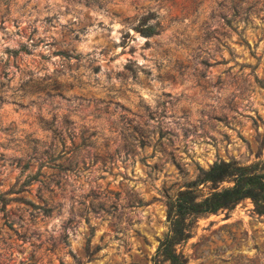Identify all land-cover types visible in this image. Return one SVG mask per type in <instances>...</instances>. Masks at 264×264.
Listing matches in <instances>:
<instances>
[{
  "label": "rangeland",
  "instance_id": "1",
  "mask_svg": "<svg viewBox=\"0 0 264 264\" xmlns=\"http://www.w3.org/2000/svg\"><path fill=\"white\" fill-rule=\"evenodd\" d=\"M218 159L264 170V0H0V264L160 262L166 198ZM176 249L264 264V215Z\"/></svg>",
  "mask_w": 264,
  "mask_h": 264
},
{
  "label": "trees",
  "instance_id": "2",
  "mask_svg": "<svg viewBox=\"0 0 264 264\" xmlns=\"http://www.w3.org/2000/svg\"><path fill=\"white\" fill-rule=\"evenodd\" d=\"M144 30L149 33L152 27L147 26ZM223 180H229L230 184L218 186ZM206 181L213 189L203 195L197 193L196 184ZM244 197L250 198L254 210L264 215V170L256 169V162L239 164L233 159H218L207 168H200L194 180L184 184V188H177L173 196L165 200L167 229L155 248L154 254L160 262L153 264H184L186 258L176 249V244L190 235L195 216L229 208Z\"/></svg>",
  "mask_w": 264,
  "mask_h": 264
}]
</instances>
